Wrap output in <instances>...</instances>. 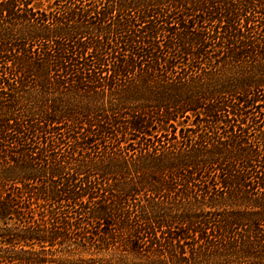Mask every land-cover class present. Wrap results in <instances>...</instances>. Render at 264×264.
<instances>
[{
  "label": "trees",
  "instance_id": "1",
  "mask_svg": "<svg viewBox=\"0 0 264 264\" xmlns=\"http://www.w3.org/2000/svg\"><path fill=\"white\" fill-rule=\"evenodd\" d=\"M0 264H264V0H0Z\"/></svg>",
  "mask_w": 264,
  "mask_h": 264
}]
</instances>
